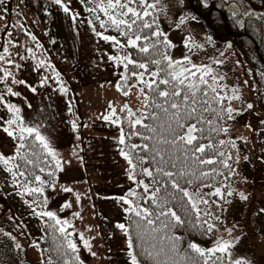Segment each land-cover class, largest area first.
Listing matches in <instances>:
<instances>
[{
	"label": "rangeland",
	"instance_id": "rangeland-1",
	"mask_svg": "<svg viewBox=\"0 0 264 264\" xmlns=\"http://www.w3.org/2000/svg\"><path fill=\"white\" fill-rule=\"evenodd\" d=\"M225 1L231 11L241 14L257 9L248 0ZM153 2L159 28L173 45L169 56L173 60H182L188 55L192 63L209 65L214 74L225 77L219 84L227 86L228 95L233 88L239 90L241 99L231 102L239 114L234 113L229 127V136L239 154L237 179L230 188L232 195H228L225 205L218 203L219 197H208L215 201L208 207L222 220V227L214 240L217 237L230 240L239 237L238 242L234 241L232 258H246L252 264H264V212L260 211L264 209V111L258 103L251 65L232 39H215L197 16L184 12L181 0ZM63 3L69 7V13H65L54 0H5L4 5H0V15L5 17L0 20V53L11 32L16 47L9 45L10 58L22 67L17 70L2 62L0 66L9 67L17 79L37 88L33 93L24 85H12L20 96H5V99L21 108L26 122L42 125L41 131L49 137L64 161L63 171L58 172L56 190L48 187L45 195L48 210L75 226L74 231H69H73L72 238L78 245L83 263L129 264L125 235L116 225L125 224L124 208L127 207L119 198L125 197L137 185L129 180L130 166L120 154L119 125L105 121L103 116L109 115V102L114 103L118 115L119 109L127 103L138 116L143 97L138 98L136 88L127 97L117 91L123 65L118 66L108 57L124 51L91 30L87 23L91 17L83 0H63ZM4 7L7 12L3 11ZM17 12L21 14L17 16ZM73 13L76 14L75 20ZM14 24H22L23 28L13 27ZM26 32L34 35L36 41H32ZM37 42L40 48L36 47ZM26 47H32L37 58L41 55L47 57L60 73L66 93L59 91L54 79H49L44 87L39 86L41 75L51 77L53 73L50 69L34 70L35 61L30 58L20 60L17 53L27 56ZM213 60L222 63L216 64ZM3 90L4 84L0 83V92ZM249 103L253 108H247ZM0 116L7 118L3 106H0ZM72 122L77 124L75 130ZM13 151L14 142L0 130V153L10 155ZM10 183L9 175L0 166V264H40L42 259L47 260L31 245L38 243L41 221L31 215ZM61 186L73 191L63 192ZM76 193L81 196L79 203ZM241 193L247 198L242 200ZM65 202L72 206L60 211ZM73 212L79 213V217H74ZM227 229H232L231 237ZM5 232L16 237L22 250L13 247V241L4 235ZM79 233L90 241L92 251L97 253L95 257L83 247Z\"/></svg>",
	"mask_w": 264,
	"mask_h": 264
},
{
	"label": "snow or ice",
	"instance_id": "snow-or-ice-1",
	"mask_svg": "<svg viewBox=\"0 0 264 264\" xmlns=\"http://www.w3.org/2000/svg\"><path fill=\"white\" fill-rule=\"evenodd\" d=\"M83 2L85 10L90 16H93V19L87 21L91 30L103 40L111 42L119 50H126L123 54L108 57L118 66L122 64L124 68V72L120 73V80L116 84L117 91L127 97L131 90L136 88L138 89V98L143 97L141 101L143 107L142 110H137L138 116L127 103L119 109L120 113L126 114L127 122L133 129L127 138L131 139L133 135H141L137 129V125H139L152 134L141 135V139L155 141L151 147L147 143L131 144L129 151L121 149L120 152L130 166L129 180H132L138 188L143 189L142 193L130 189L125 197L119 198L124 205H127L124 211L129 214L130 220L128 226L122 223L116 225L126 237L129 264H142L136 252L138 247L142 250L143 255L153 261V264H252V261L246 258H232L231 250L235 247L234 241L238 242L239 237H234L231 240L217 237L213 241V245L207 248L201 247L196 242H190L188 247L196 256L192 257L185 253L180 261L170 258L159 259L161 255H167L163 246L158 250L155 244H152L150 248L145 246L146 237L150 236L155 240L157 234L164 233L159 239L171 241V250L175 252L177 243L182 240V237L170 233L186 225L209 239L212 238L214 232L218 231L217 225L221 218L208 210L209 204L215 203L208 197L223 199L221 188L215 187L214 191L208 193H205L203 189L213 187L212 184L206 182L207 180H214L216 175H223L222 172L217 171L215 165L219 163L223 168L231 170L228 161L232 159V156L224 158L225 153L217 149L211 136L212 133L227 135L229 129L223 122L234 119V113L239 114V110L231 106L233 100L241 99L238 94L239 90L233 88L231 95H228L227 86L219 84V81L224 80L225 77L214 74L209 65L192 63L188 55H185L182 60H173L167 51H160L161 46L168 49L173 45L157 24V17L154 15L156 9L154 2L150 3L149 0H83ZM4 3L5 0H0V5H4ZM54 3L60 5L65 13H69L70 9L63 3V0H54ZM89 4L92 6L88 7ZM205 6L207 5L205 4ZM3 11L7 12V8L4 7ZM20 14L16 13L17 16ZM233 14L235 15V11ZM148 17L151 19H147ZM72 18L76 19L75 13L72 14ZM4 19L5 17L0 15V20ZM97 22L99 27L105 31L109 28L117 31L120 37L125 38L126 43L116 36L104 35L103 32L97 31ZM181 23H183V18H181ZM13 27L23 28V25L14 24ZM154 28L155 30H153ZM145 30H148L150 35H145ZM11 35L9 32V40L0 53V62L19 70L22 65L10 58L9 45L16 47ZM26 35L32 41H36L34 35L27 32ZM207 39L211 42V37ZM141 41L143 43H140ZM51 42L55 43L54 40ZM185 46H189L187 42ZM194 46L202 47V45ZM36 47H41L39 42L36 43ZM131 49H135L140 54H151L149 60L142 62L134 59L131 51H128ZM25 51L27 56L17 53L20 60L30 58L35 61L34 70L50 69L53 73L51 77L41 75L39 86L44 87L49 79H54L59 85V91L66 93L67 89L61 81L60 73L47 60V57L41 55L40 58H37L32 47H26ZM220 55L222 56L224 53H220ZM213 63L220 64L222 62L213 60ZM130 65L140 71H131L129 74ZM150 65H154L155 70H150ZM0 74H2L0 83L4 84V90L0 92V106H3L7 113L6 119L4 116H0V130L14 142L12 154L0 153V166L9 175L11 181L9 186L15 190V195L19 196L28 206L31 215L38 218L47 229L51 230L55 244L54 250L63 258V264H83L79 257L78 245L72 238L75 226L69 220L61 219L56 212L48 210V197L45 195V189L48 187L53 191L56 190V174L63 171L64 161L59 157V153L49 137L41 131L42 125L26 122L21 108L5 99V96H20V92L15 91L12 85H24L33 93L37 92V88L23 79H17L9 67L0 66ZM28 107L30 108L31 105L29 104ZM149 108L153 111L149 112ZM247 108L251 109L253 105L249 103ZM108 110L109 115H104L103 119L121 125L124 116L117 114L113 102H109ZM209 112L214 114L215 120L205 119L204 114ZM146 119H151L156 123L154 125L145 124ZM204 125L209 127L206 129ZM72 128L73 130L77 128L75 122H72ZM205 132L208 133V136L205 135ZM120 133L119 143L124 145L126 135L123 127L120 129ZM204 140L208 142L204 143ZM226 143L230 144L232 148L236 147L232 140H219V145ZM209 150L214 151L216 157L221 159L209 157L207 155ZM138 152L153 153L152 163L156 164L155 173L150 168L142 166L147 162L146 157L138 155ZM177 161L181 163L180 168H177ZM169 163L170 168L164 166ZM138 166H140L139 173L136 172ZM205 166L212 167L205 170ZM41 174H46L48 179L42 178ZM139 175L149 178L151 182L139 179ZM181 181H184L188 187H185ZM197 182L199 183L197 184ZM169 185L173 190L171 192L168 190ZM61 190L63 192L73 191L67 186H61ZM174 193L182 194V207L187 219L179 215L171 206L172 200L175 199ZM228 195H232L231 191L228 192ZM75 196L79 203L80 194L76 193ZM26 197H32V199ZM240 197L242 200L247 198L243 193L240 194ZM71 206L70 202H65L61 205L60 211ZM260 211L264 212V209ZM79 215V213L73 212L74 217H79ZM133 225L140 243L133 239ZM69 229H73V231H69ZM227 232L231 237L232 229H227ZM4 235L13 241L15 249L22 250V245L16 242V237L7 232ZM79 237L83 247L95 257L97 253L92 251L90 241L85 238L83 233H79ZM31 246L41 252L48 251L40 249L36 242H33ZM40 264H53V260L51 257L47 261L42 259Z\"/></svg>",
	"mask_w": 264,
	"mask_h": 264
},
{
	"label": "trees",
	"instance_id": "trees-1",
	"mask_svg": "<svg viewBox=\"0 0 264 264\" xmlns=\"http://www.w3.org/2000/svg\"><path fill=\"white\" fill-rule=\"evenodd\" d=\"M191 0H181V5L184 12H188L191 16H196L190 6ZM251 1L254 7L257 9L253 11H249L245 14H241L238 11H235V15L233 14L234 11H231L229 8L228 2L225 0H193V8L199 13V14H206L209 10L212 9L209 15L205 19H200L198 16L197 18L201 21L203 24V27L210 33H213V36L215 39L219 37H224V39H232V41L235 43L238 49H241L243 54L245 55L246 59L249 61L251 65V73L255 84L256 94L258 97V103L261 109L264 111V0H248ZM149 2H153V0H149ZM205 4L207 6H205ZM85 6V3H84ZM92 5H88V7H91ZM213 8L215 10H213ZM89 14V13H88ZM154 15L157 17V12L154 10ZM90 16V14H89ZM91 19H93V16H90ZM147 19H151V17H148ZM224 19L226 21V28H224ZM239 21V22H238ZM157 24H158V17H157ZM96 29L99 32H103L104 35H112L116 36L118 39H120L122 42L126 43V40L124 37H120L119 33L112 28H109L107 31L104 29H101L99 27L98 22L96 23ZM155 30V28L153 29ZM239 35V37H232L230 34ZM145 35H150L148 30L144 31ZM140 43H143L141 41ZM257 47V48H256ZM172 48L165 49L163 46L160 47L161 52L167 51V54L170 55ZM126 51V50H123ZM131 51L132 56L134 59L139 61H147L150 58L151 54H140L135 49L128 50ZM259 55V56H258ZM261 60H260V58ZM150 70H155L154 65H150ZM131 71H140L139 69H134L131 65L129 66V74ZM124 72V68L122 73ZM120 80V78L117 80V82ZM227 103V102H226ZM143 107V106H142ZM142 110V109H141ZM149 112L153 111V109L149 108ZM120 115L124 116V119L122 120L121 125H119V128L123 127L126 140L125 144L122 145V149L124 151H129L131 144H149L151 147L155 141L149 140L145 141L141 139V135H152L151 133H148L144 128L137 125V129L141 135H133L131 136V139H128L127 136L130 132L133 131V129L130 128L126 114L120 113ZM162 115V114H161ZM205 119H211L215 120V116L213 113H205L204 114ZM231 120H227L225 123V126L230 127ZM145 124L154 125L156 122L152 121L151 119H146L144 121ZM220 123V122H218ZM204 127L207 129L209 126L204 125ZM205 135L208 136V133L205 132ZM214 143L217 145V149L219 151H223L225 153V157L231 155L232 159L228 161V163L231 166L230 169H225L222 167L221 164L215 165L218 172H222L223 175H216L215 179H209L206 182L213 185L211 188H204L203 191L205 192H211L214 190L215 187H220L221 192L223 194V199L220 197L217 198L218 203L223 206L225 205L228 197V192L230 191V188L234 185L237 174H236V166H237V158L239 159V154L237 148H232L230 144L226 143L225 145H219V140L223 139L225 141L232 140L229 136V131L227 135L221 133L219 135H216L215 133H212L211 136ZM233 141V140H232ZM204 143H207V140L203 141ZM168 147V146H164ZM138 155H143L146 157V161L142 166L150 168L155 173V167L156 164L152 163V155L151 152H138ZM207 155L209 157L221 159L219 157H216V154L214 151L209 150ZM167 159V156H166ZM157 160L159 158L157 157ZM165 167L170 168V163L167 165H164ZM47 167V165H45ZM181 167L180 161H177V168ZM212 166H205V170H208ZM175 171V169H172ZM38 172V170H37ZM136 172H140V166L137 167ZM39 174V173H38ZM42 178L48 179L46 174H41ZM58 177V173L56 174V179ZM10 178V177H9ZM139 179H144L145 182L150 183V179L146 178L142 175L138 176ZM182 184H184V181H181ZM199 182H197L198 184ZM185 187H188V185L184 184ZM137 193H142L143 189L138 188L137 186L134 188ZM170 192L173 191L169 185ZM191 190V189H190ZM175 199L172 200L171 206L174 208V210L181 215L182 217H186V214L184 212V208L182 207V201H181V195L180 193H174ZM27 199H32V197H26ZM42 199V198H41ZM203 207V206H202ZM208 210L210 211L209 207ZM125 225L128 226L130 224L129 220V214L125 213ZM218 230L222 227V220L220 219V222H218ZM171 235L180 236L182 237V240H180L177 243V250L173 252L171 250V244L172 242L165 239L161 240L159 237L161 235H164V233L157 234V238L153 240L150 236L146 237L147 243L145 244L146 247H151L152 244H155L157 246V250L163 246L167 255H161L159 259L165 260V259H172L175 261H180L182 256L187 253L189 256L195 257L196 254L191 252V250L188 247V244L190 242H196L201 247H209L214 240L215 235L217 234V231L214 232L212 235V238L209 239L207 236H202L199 231L193 230L187 225L183 228H178L174 232L170 233ZM58 237V233L56 234ZM132 235L134 241L137 243H140V241L136 237V231L135 226H132ZM126 240V237H125ZM38 244L40 246V249H47L48 251L42 252L44 254V257L46 260L51 257L53 260V264H63V258L57 254L55 249V244L53 242V234L50 229H47L45 225L41 222V232L39 235ZM136 252L138 254L139 259L142 261V264H153V261L148 259L145 255L142 254V250L138 247L136 248ZM219 255V254H217ZM81 260V259H80ZM82 261V260H81ZM84 264V263H83Z\"/></svg>",
	"mask_w": 264,
	"mask_h": 264
},
{
	"label": "water",
	"instance_id": "water-1",
	"mask_svg": "<svg viewBox=\"0 0 264 264\" xmlns=\"http://www.w3.org/2000/svg\"><path fill=\"white\" fill-rule=\"evenodd\" d=\"M190 6H191V9H192V11L195 13V14H197L201 19H205L206 17H207V15H209L210 14V12L212 11V9L211 10H209L206 14H199L194 8H193V0H191L190 1ZM213 10H215L214 8H213ZM224 28L227 30V28H226V21H225V19H224ZM230 35L232 36V37H239V35H234V34H231L230 33ZM257 48V47H256ZM259 56V55H258ZM260 58V57H259ZM260 60H261V58H260Z\"/></svg>",
	"mask_w": 264,
	"mask_h": 264
}]
</instances>
